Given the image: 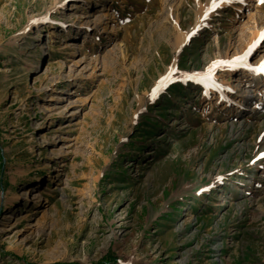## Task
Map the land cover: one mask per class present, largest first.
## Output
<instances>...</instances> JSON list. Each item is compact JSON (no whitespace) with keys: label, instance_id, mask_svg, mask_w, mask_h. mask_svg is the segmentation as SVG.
<instances>
[{"label":"rangeland","instance_id":"obj_1","mask_svg":"<svg viewBox=\"0 0 264 264\" xmlns=\"http://www.w3.org/2000/svg\"><path fill=\"white\" fill-rule=\"evenodd\" d=\"M207 2L0 0V264H264V41L189 79L264 2Z\"/></svg>","mask_w":264,"mask_h":264},{"label":"snow or ice","instance_id":"obj_2","mask_svg":"<svg viewBox=\"0 0 264 264\" xmlns=\"http://www.w3.org/2000/svg\"><path fill=\"white\" fill-rule=\"evenodd\" d=\"M229 0H210V4L206 7V11L204 13L207 16L208 12L213 11L216 7H218L221 3H228ZM264 2V0H261ZM264 41V29H261L257 38L245 49L243 53L238 56H235L230 61H220L214 62L212 66H210L204 73L202 74H194L193 76L189 77V79H195V82L198 84H204L206 87L208 83L211 82V75L213 68L217 67L218 65H231L234 67H239L241 65L247 66L248 58L253 54V50L262 42ZM250 70L257 71L260 73H264V60L260 62L259 65L255 66L254 68H250ZM174 69H170L169 72L171 73ZM199 77V78H197ZM169 76L162 77V80L169 79ZM158 89H153V95Z\"/></svg>","mask_w":264,"mask_h":264},{"label":"bare ground","instance_id":"obj_3","mask_svg":"<svg viewBox=\"0 0 264 264\" xmlns=\"http://www.w3.org/2000/svg\"><path fill=\"white\" fill-rule=\"evenodd\" d=\"M208 2L210 1V0H207ZM207 2V3H208ZM209 4V3H208ZM170 10H171V4L170 3H168L167 5H166V11H167V13H170ZM237 89L238 90H241L242 89V85L241 84H239L238 86H237ZM237 89H235V90H237ZM252 91V90H251ZM43 136H44V133H43ZM27 190H25V189H21L20 190V193H18V194H15V196H13L11 199H10V202H12L14 199H18V198H25V197H27ZM34 195H33V198H36L37 196H38V194H37V192H35L34 191V193H33ZM8 217H11L10 216V214H5V217L4 218H8Z\"/></svg>","mask_w":264,"mask_h":264}]
</instances>
